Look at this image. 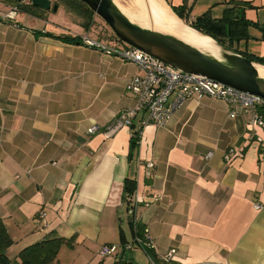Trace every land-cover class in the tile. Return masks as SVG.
I'll return each instance as SVG.
<instances>
[{
    "label": "crops",
    "instance_id": "obj_1",
    "mask_svg": "<svg viewBox=\"0 0 264 264\" xmlns=\"http://www.w3.org/2000/svg\"><path fill=\"white\" fill-rule=\"evenodd\" d=\"M160 1L172 11L185 7L189 21L206 13L221 19L228 7V0ZM238 1L250 2L246 18L264 25V0ZM13 7L0 0V16ZM58 11L0 18V219L13 240L7 257L62 237L72 245H63L58 264H113L138 236L133 214L155 255L153 262L134 243L129 257L137 264H264V128L250 112L232 115L227 103L204 98L181 106L166 128L141 129L138 117L132 129L106 132L136 106L127 87L142 71L48 36L79 35L76 18ZM234 48L264 58L263 33L251 27ZM93 126L100 130L89 134ZM131 131L142 132L139 146ZM231 147L238 152L227 161ZM127 180L135 182L132 195ZM103 246L121 252L101 258ZM171 249L176 254L166 262Z\"/></svg>",
    "mask_w": 264,
    "mask_h": 264
},
{
    "label": "built area",
    "instance_id": "obj_2",
    "mask_svg": "<svg viewBox=\"0 0 264 264\" xmlns=\"http://www.w3.org/2000/svg\"><path fill=\"white\" fill-rule=\"evenodd\" d=\"M18 13L19 9L13 7L0 18L15 20ZM82 40L87 47L133 63L142 71V75H135L131 78L127 87L137 100L136 106L122 110L111 122V125L105 129L106 132L132 129L133 121L138 117L140 118L141 129L149 125L160 129L166 128L173 114L181 106L192 99L200 101L204 98H212L227 103L233 107L232 115H235L237 111L250 112L253 115L252 122L264 128V98L261 96L243 92L202 75L180 72L165 62L128 44L125 46L116 45V43L111 45L91 36L82 37ZM99 130V127L93 126L88 130V133L94 134ZM131 133L134 136L135 132L131 131ZM138 133L140 135L142 132L139 131ZM237 152V148L231 147L224 158L230 161ZM212 156L213 153H209L207 157L210 159ZM148 168H154V163H149ZM256 208L260 210L262 206L257 205ZM41 216H45V214L41 213ZM151 238L149 231L144 229L143 237L137 236L134 243L141 246L145 251L147 248L153 249L154 245ZM134 243L126 245L123 252H132ZM120 252L116 246H103L97 254L101 258H107L118 255ZM175 254V249H171L164 254L163 258L166 262H170Z\"/></svg>",
    "mask_w": 264,
    "mask_h": 264
},
{
    "label": "water",
    "instance_id": "obj_3",
    "mask_svg": "<svg viewBox=\"0 0 264 264\" xmlns=\"http://www.w3.org/2000/svg\"><path fill=\"white\" fill-rule=\"evenodd\" d=\"M80 1L103 19L125 44L150 54L180 72L202 75L264 98V65L256 64L236 49H230L192 29L179 17L188 29L196 31L203 38H210V47L190 42L164 28L143 26L129 18L115 0ZM31 4L45 11L57 12L59 8L52 0H31Z\"/></svg>",
    "mask_w": 264,
    "mask_h": 264
},
{
    "label": "trees",
    "instance_id": "obj_4",
    "mask_svg": "<svg viewBox=\"0 0 264 264\" xmlns=\"http://www.w3.org/2000/svg\"><path fill=\"white\" fill-rule=\"evenodd\" d=\"M14 7H20L23 3L18 0H5ZM63 8L67 13L74 15L78 25L85 31H89L95 22L96 14L95 12L88 7L87 4L83 3L80 0H62ZM253 7L250 2L238 1V0H228V7L225 10L224 16L221 19H214L210 13L203 14L200 17H197L193 20H190L184 16L186 9H177L173 8L174 13L180 19H182L186 24L190 25L192 29L199 31L200 33L213 38L218 43L230 48L235 49L234 45L237 42L247 40L249 38V29L251 27H257L263 33L264 39V25H259L256 22L249 21L246 18V10ZM19 9V8H18ZM22 12L34 14V11L43 10L34 7L31 2L27 3L26 7L21 8ZM20 11V10H19ZM44 13V12H43ZM48 36L55 37L58 40H61L65 43H71L73 45H84L82 37L72 36V35H60L54 36L48 34ZM112 36L104 41H111ZM118 40V39H117ZM100 41V40H99ZM119 41V40H118ZM114 42V41H113ZM245 57L251 59L252 61L264 65V58L252 57L245 53ZM132 136V141L134 146H139L140 135L135 132ZM125 192L127 195H132L135 192V182L126 181L125 183ZM132 224H135L137 227V235L143 237L144 227L140 226L135 216L132 214L131 217ZM6 226L3 223V220L0 219V264H58L59 258L58 254L65 244L72 245L71 240H67L62 237L46 239L41 242H38L29 247L25 248L17 259H10L7 257L6 251L13 245V240L10 237L9 233L6 231ZM151 248H147L146 253L155 261V255L152 252ZM129 253L124 251L123 254L117 256L113 264H137L131 257Z\"/></svg>",
    "mask_w": 264,
    "mask_h": 264
},
{
    "label": "bare ground",
    "instance_id": "obj_5",
    "mask_svg": "<svg viewBox=\"0 0 264 264\" xmlns=\"http://www.w3.org/2000/svg\"><path fill=\"white\" fill-rule=\"evenodd\" d=\"M147 3L149 4L148 8L142 6L145 10L144 14H140L142 11L135 13L138 17L128 13L122 6L121 8L125 11L129 18L143 26L164 28L190 42L204 47H210V38H203L196 31L188 29V27H186L184 23L174 14V12L163 4L162 1L148 0Z\"/></svg>",
    "mask_w": 264,
    "mask_h": 264
},
{
    "label": "rangeland",
    "instance_id": "obj_6",
    "mask_svg": "<svg viewBox=\"0 0 264 264\" xmlns=\"http://www.w3.org/2000/svg\"><path fill=\"white\" fill-rule=\"evenodd\" d=\"M117 3H119L120 6H122L128 13L137 16V14H135L136 12L138 13V11H142L140 14H144L145 10L144 8H142V6H144L145 8H148V5L146 3V1L144 0H115ZM31 2V0H26V2L22 3L19 8V10L21 11L22 7H26V3ZM53 4L54 3H62V0H52ZM60 6V5H59ZM62 6V5H61ZM63 7H61L62 9ZM61 9L59 8V11H61ZM137 10V11H136ZM19 11V12H20ZM39 10L34 11L35 13H38ZM58 11V14H60ZM54 13H51V17H53ZM139 14V15H140ZM75 17L74 15L72 16V18ZM138 17V16H137ZM78 20V19H77ZM79 22V21H78ZM52 24V23H51ZM80 30H78L77 33H79V36L81 37H85V36H91L94 38H100V39H104L107 37L112 36L113 38H111V41L113 43V41L116 43V45H120V46H125L127 44H125L124 42L120 41L116 34L114 32H112L113 30L109 27V25L100 17H98V15H96L95 18V22L93 24V27L87 32L84 29L79 28ZM119 41H118V40ZM121 217L123 218V215H125V211L123 210V212L121 213ZM125 220V217H124ZM120 250V249H119ZM110 257V256H109Z\"/></svg>",
    "mask_w": 264,
    "mask_h": 264
},
{
    "label": "flooded vegetation",
    "instance_id": "obj_7",
    "mask_svg": "<svg viewBox=\"0 0 264 264\" xmlns=\"http://www.w3.org/2000/svg\"><path fill=\"white\" fill-rule=\"evenodd\" d=\"M22 2H26V0H22Z\"/></svg>",
    "mask_w": 264,
    "mask_h": 264
}]
</instances>
